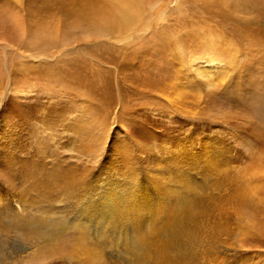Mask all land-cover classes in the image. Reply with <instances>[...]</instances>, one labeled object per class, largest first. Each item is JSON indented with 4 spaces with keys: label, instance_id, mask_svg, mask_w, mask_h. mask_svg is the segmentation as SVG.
<instances>
[{
    "label": "rangeland",
    "instance_id": "obj_1",
    "mask_svg": "<svg viewBox=\"0 0 264 264\" xmlns=\"http://www.w3.org/2000/svg\"><path fill=\"white\" fill-rule=\"evenodd\" d=\"M60 7L79 11L80 18H65ZM85 7L96 9L82 18ZM0 15L4 27L20 28L12 40L0 38V225L17 217L16 227L30 222L45 230L46 216L54 225L82 209V199L58 197L56 212L48 213L32 199L35 192L28 189L37 169L46 172L58 163L63 174L76 175V190L114 167L146 166L157 175L176 154L199 160L190 164L196 172L188 169L195 175L204 172L206 155H218L217 168L208 171L226 179L230 192L263 172L264 0H0ZM104 27L111 37L95 32ZM39 32L54 46L43 41L31 48ZM39 177L40 186L51 182L45 173ZM259 194L242 206L243 235L238 215L230 224L229 264H264ZM88 226L92 234L97 225L91 220ZM23 240L12 232L3 247L21 260L16 264H32L27 255L34 246ZM103 251L112 254L113 264H127L113 246L104 243ZM49 263L75 264L59 257L42 264Z\"/></svg>",
    "mask_w": 264,
    "mask_h": 264
},
{
    "label": "bare ground",
    "instance_id": "obj_2",
    "mask_svg": "<svg viewBox=\"0 0 264 264\" xmlns=\"http://www.w3.org/2000/svg\"><path fill=\"white\" fill-rule=\"evenodd\" d=\"M60 9L65 10V18L71 16L77 18L81 14L79 11L72 9H63V7H60ZM95 9V7H92V9L85 7L82 18L91 16ZM127 13L122 9L119 16H122L121 18L125 20ZM2 22L3 20L0 19V38L7 42L8 39L12 40L11 37L17 36L15 33L18 34L17 30L20 28L17 27V30H15L12 26L9 28L4 27L5 24ZM96 22L95 24H97ZM117 22L114 24L117 25ZM18 24H23L22 32L25 37L26 24L20 18ZM105 27L99 28L95 32L101 36L111 37V29H107L109 25L107 28ZM10 28L12 30H7ZM94 28L96 27L92 25V29ZM37 37L38 39L35 40L37 43L31 45L32 42L29 41L31 48L34 47L35 49L43 41H52L51 37L49 38L40 32L36 34L35 38ZM55 43L52 41V47ZM44 44L46 45V43ZM49 49L46 46L41 50L39 48L38 52L44 53ZM4 156L5 163H3L6 168L12 170L10 168V157L7 154ZM205 157V160L202 161L204 172L197 173V175L189 173L188 169L191 168V172H196L195 166L190 164H197L199 160L192 155L182 156L176 154L169 160L166 159L167 161L164 165L162 164V167L157 168L160 170H158L157 175L151 173L149 167L146 166L141 169L132 168V170H130V166L123 168V170L114 167L111 173L101 172L96 177L94 185L86 183L78 190L72 185L76 175H72V171L63 174L59 163L50 166L51 168L46 172L44 169H37L39 171H36L37 174L34 175V179H31L33 182L28 183L30 186L28 190L31 189L33 193L35 192L32 199H38L39 207L41 205L48 213L56 212L53 204L58 202V197H63V199L70 201L82 199V206L80 205L82 209L78 210L69 221L66 220L69 216L67 215L66 219L54 225H52V217L49 219L50 217L46 216L48 219L45 218L44 220L48 227L45 226V230L42 228L37 230V225H29L28 220V224L24 221L23 226L16 227L17 217H14L12 224L0 225V264L22 263L19 258L14 260V255L8 254L5 247H3L12 232L24 239L23 241L31 242V248L34 246L33 250L27 255L29 259H32V264H42L54 257L65 258L75 264H113L111 261L112 254L108 256L103 251L104 243L108 247L113 246L127 264H229L227 257L233 243L231 242L233 230L230 229V224L234 217L238 215V231L242 235L246 231L244 230L246 226V223L244 224V214L246 212L242 210V206L251 196L259 193L264 195V186H262L264 185V170L262 173L254 172L249 178L252 183L246 188L237 185L238 192H230L226 179L225 182L215 179L208 171L217 168L220 161L219 156L210 153ZM137 162L132 163L130 161L133 167L138 164ZM41 173L47 174V178L51 179V182L46 181L40 186L42 177L40 178L39 175ZM225 183H227L225 188L220 189ZM256 184L259 185V193L254 192L255 189H258ZM70 187H73V189ZM241 189L245 190L241 191ZM38 194L43 195L47 200L38 198ZM260 194L259 196H261ZM21 205L24 204L21 203ZM67 210H71L70 207ZM2 212H0V216ZM14 212L19 213L17 207L12 214ZM28 214L30 216L32 213ZM15 215L17 216V214ZM34 216L36 217L35 214ZM30 217L35 218L32 215ZM91 220L97 225L92 234L88 226V222ZM33 224L35 223L33 222ZM69 229L71 232L66 233ZM255 229L258 230V228ZM49 233H52L53 236H47ZM118 256L120 257V255Z\"/></svg>",
    "mask_w": 264,
    "mask_h": 264
}]
</instances>
